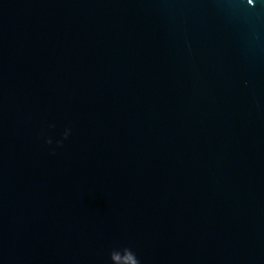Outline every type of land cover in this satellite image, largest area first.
Wrapping results in <instances>:
<instances>
[{"label": "water", "instance_id": "95a60500", "mask_svg": "<svg viewBox=\"0 0 264 264\" xmlns=\"http://www.w3.org/2000/svg\"><path fill=\"white\" fill-rule=\"evenodd\" d=\"M0 264H264V0H0Z\"/></svg>", "mask_w": 264, "mask_h": 264}, {"label": "clouds", "instance_id": "9594fccd", "mask_svg": "<svg viewBox=\"0 0 264 264\" xmlns=\"http://www.w3.org/2000/svg\"><path fill=\"white\" fill-rule=\"evenodd\" d=\"M48 142H50V141H48Z\"/></svg>", "mask_w": 264, "mask_h": 264}]
</instances>
